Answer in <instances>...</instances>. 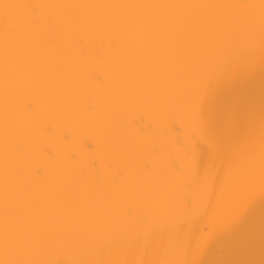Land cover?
I'll return each mask as SVG.
<instances>
[{"label":"bare ground","instance_id":"6f19581e","mask_svg":"<svg viewBox=\"0 0 264 264\" xmlns=\"http://www.w3.org/2000/svg\"><path fill=\"white\" fill-rule=\"evenodd\" d=\"M0 264H264V0H0Z\"/></svg>","mask_w":264,"mask_h":264}]
</instances>
